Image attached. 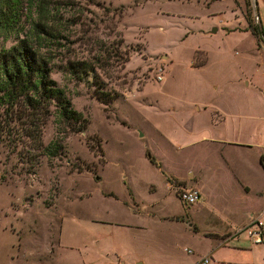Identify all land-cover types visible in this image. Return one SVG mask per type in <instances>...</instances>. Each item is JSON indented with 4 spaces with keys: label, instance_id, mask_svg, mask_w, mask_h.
Masks as SVG:
<instances>
[{
    "label": "rangeland",
    "instance_id": "1",
    "mask_svg": "<svg viewBox=\"0 0 264 264\" xmlns=\"http://www.w3.org/2000/svg\"><path fill=\"white\" fill-rule=\"evenodd\" d=\"M255 21L253 0H24L20 31L0 36V47L42 23L55 35L42 48L51 78L84 123L59 126L53 106L41 136L46 149L60 145L50 156L0 116V264H82L80 253L93 264L191 259L184 250L200 247L207 204L186 206L178 190L201 171L216 198L221 160L188 146L187 130L193 117L208 120L198 106L247 90ZM69 60L94 72L74 75ZM102 92L116 97L103 103ZM244 257L264 264L263 252Z\"/></svg>",
    "mask_w": 264,
    "mask_h": 264
},
{
    "label": "crops",
    "instance_id": "2",
    "mask_svg": "<svg viewBox=\"0 0 264 264\" xmlns=\"http://www.w3.org/2000/svg\"><path fill=\"white\" fill-rule=\"evenodd\" d=\"M253 3L255 17L258 20L252 27L253 30L256 29L257 35L251 34L254 41L250 44L249 58H245L243 62L255 65L256 78L253 75L250 81H246L247 90L243 95L234 92L233 100L221 99L216 103L210 101L206 103L207 105L204 104L206 106L203 110L198 106L197 113L209 112L208 120L202 127L198 125V118L193 117L195 127L192 132V128L187 130L188 146H201L205 152L217 153L221 160L220 185L219 193L215 198L212 181L207 185L206 173L203 177L201 171L184 177L192 184L191 186H194L191 188L201 192L202 200L207 204L209 215H206L207 210L203 214L208 224L203 230L195 223L193 224L194 230L199 231L198 234L201 230L203 232V237L198 241L200 247L195 248L194 251L191 249L190 254H194L191 259L181 262L173 261L174 264H256L255 260H246L247 257L244 256L257 252L264 253V245H252L245 236L237 240L227 239L228 233L247 225L264 208V68L262 66V61L264 62V0H253ZM181 146L182 144L176 145V147ZM158 164L160 165V162ZM165 173L178 180L183 178ZM223 174L227 175L224 181ZM165 185L168 192L169 189L174 188L173 184ZM176 185L180 187V184ZM177 197L179 198L178 195ZM161 205L162 202L159 200L151 207L158 209ZM143 206L149 207L148 204ZM196 211L200 212L199 209ZM214 215H219V218H213ZM60 249L68 253L73 251V248L61 243ZM80 259L82 264H93L88 260L87 254L80 253ZM117 259L120 260L119 257ZM207 259L209 262L205 263ZM120 264L125 262L121 261Z\"/></svg>",
    "mask_w": 264,
    "mask_h": 264
},
{
    "label": "trees",
    "instance_id": "3",
    "mask_svg": "<svg viewBox=\"0 0 264 264\" xmlns=\"http://www.w3.org/2000/svg\"><path fill=\"white\" fill-rule=\"evenodd\" d=\"M23 2L24 0H0V36L3 39L7 40L20 31ZM41 24L37 23L39 30L36 28L30 37L20 39L16 45L0 47V116L5 123L12 125L8 132L11 133L13 126H18L16 129L20 135L19 141L30 140L38 151H47L48 155L55 156L60 150L59 143L46 149L41 140L42 128L53 113L52 107H55L54 115L59 126L75 128L78 124L82 125L84 119L51 78V61L42 48L51 38L55 39V35ZM254 34L257 35L255 28ZM66 66L77 76L94 72V67L88 66L84 61L69 60ZM105 96L107 95L103 92L98 94L103 103L116 97ZM146 156L159 167L156 158L148 150Z\"/></svg>",
    "mask_w": 264,
    "mask_h": 264
},
{
    "label": "built area",
    "instance_id": "4",
    "mask_svg": "<svg viewBox=\"0 0 264 264\" xmlns=\"http://www.w3.org/2000/svg\"><path fill=\"white\" fill-rule=\"evenodd\" d=\"M255 20L257 21L258 18L255 17ZM161 78L158 77L159 80ZM178 196L184 205L191 206L200 201L201 192L195 188L182 187L178 190ZM242 236H245L252 245H264V208L247 225L228 233L227 239L237 240ZM185 251L192 253L191 249L186 248ZM208 262L209 259L205 260V263Z\"/></svg>",
    "mask_w": 264,
    "mask_h": 264
},
{
    "label": "water",
    "instance_id": "5",
    "mask_svg": "<svg viewBox=\"0 0 264 264\" xmlns=\"http://www.w3.org/2000/svg\"><path fill=\"white\" fill-rule=\"evenodd\" d=\"M215 32H217V28L216 27L211 29V33H215Z\"/></svg>",
    "mask_w": 264,
    "mask_h": 264
}]
</instances>
